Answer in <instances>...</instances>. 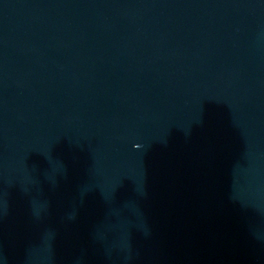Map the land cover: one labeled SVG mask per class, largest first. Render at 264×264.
I'll list each match as a JSON object with an SVG mask.
<instances>
[{"label":"water","instance_id":"water-1","mask_svg":"<svg viewBox=\"0 0 264 264\" xmlns=\"http://www.w3.org/2000/svg\"><path fill=\"white\" fill-rule=\"evenodd\" d=\"M0 264H264V0H0Z\"/></svg>","mask_w":264,"mask_h":264}]
</instances>
